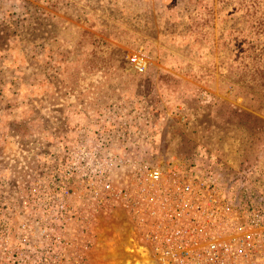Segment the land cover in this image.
<instances>
[{
    "label": "rangeland",
    "instance_id": "1",
    "mask_svg": "<svg viewBox=\"0 0 264 264\" xmlns=\"http://www.w3.org/2000/svg\"><path fill=\"white\" fill-rule=\"evenodd\" d=\"M63 69L79 77L62 83ZM58 84L73 92L48 102ZM61 103L73 112L68 126L52 110ZM38 105V117H25L38 124L22 140L24 165L58 171L77 143L99 146L109 139L102 134L125 132L140 138L142 160L194 162L228 181L247 164V180L264 167V0H0V136ZM14 147L0 140V155ZM28 179L1 177L0 205H21ZM73 185L77 217L62 239L80 253L83 224L92 212L107 214L92 187Z\"/></svg>",
    "mask_w": 264,
    "mask_h": 264
},
{
    "label": "built area",
    "instance_id": "2",
    "mask_svg": "<svg viewBox=\"0 0 264 264\" xmlns=\"http://www.w3.org/2000/svg\"><path fill=\"white\" fill-rule=\"evenodd\" d=\"M127 134H102L109 139L99 146L77 143L80 151L67 154L55 173L35 167L22 204L0 205L7 215L14 211L12 225L3 221L0 264H102L91 257L100 211L82 226L80 253L63 244L64 229L78 212L75 179L93 188L107 220L113 211L124 212L155 264H264V167L232 188L224 174L194 162L165 167L128 155L142 145Z\"/></svg>",
    "mask_w": 264,
    "mask_h": 264
},
{
    "label": "water",
    "instance_id": "3",
    "mask_svg": "<svg viewBox=\"0 0 264 264\" xmlns=\"http://www.w3.org/2000/svg\"><path fill=\"white\" fill-rule=\"evenodd\" d=\"M92 258L102 264H155L146 246L134 238L132 225L124 212L113 211L110 220H101Z\"/></svg>",
    "mask_w": 264,
    "mask_h": 264
},
{
    "label": "trees",
    "instance_id": "4",
    "mask_svg": "<svg viewBox=\"0 0 264 264\" xmlns=\"http://www.w3.org/2000/svg\"><path fill=\"white\" fill-rule=\"evenodd\" d=\"M85 67H83V70ZM64 70L66 71V69H63V72ZM62 71H58L57 74H60V77H61V81L62 83H64V81L66 80V78H75L76 77L78 78L79 75L77 73H75L74 71L70 70V71H66L68 74H66V76L63 74ZM78 72H80L78 70ZM61 84H58V86L60 87ZM69 91L73 92V90L71 89H67V88H64L63 87H60L59 89H55L54 91H50V92H46L47 93V100L48 102H51V99L52 98H61L63 99V96H65ZM40 104V103H39ZM41 105V104H40ZM36 106V105H35ZM109 106V105H108ZM78 106H74V112H77L78 109H77ZM106 107V106H105ZM39 108V109H38ZM41 107L38 105V107H33L31 106L28 107V108H25V110H23L21 113V116L18 117L17 119H15L13 122H8L9 124V127H10V133L15 135V136H18L20 137L22 140L25 139L26 137L30 136L31 137V129L36 123L38 124V119L37 118H34V117H38L37 114L40 115L41 113ZM98 108V107H97ZM96 108V110H97ZM52 110L55 111V112H59L60 113V116H62L63 120L61 119L60 117V124H65V126H68V122H70V119H71V113L68 114V116H66V113L65 112H69V110H65L64 109V104L61 103V105H58L56 107V109L54 107H52ZM73 111V110H72ZM79 112V111H78ZM28 114H31V115H36L34 117H26V115ZM66 122V123H65ZM68 123V124H67ZM70 129L67 128V130ZM60 132H58L59 134ZM54 135L52 136V139L51 141H57L58 144H60V142L62 141L63 137L61 135ZM50 141V142H51ZM54 146H57L56 144ZM141 147H133V148H130L128 150V155L130 156H133V157H137V158H142L143 155H141ZM28 165L31 167V169H33L35 166H37V164H34L32 163L31 161L28 162ZM248 167L249 165L245 164V168H241V170L236 172V174L232 177L231 180H229V182H233L235 180H241L242 182L246 179V175L248 174ZM206 171V169H205ZM226 172L229 173V171L225 170ZM207 172V171H206ZM227 174V173H226ZM225 175V174H224ZM232 184V183H231ZM12 214H14V211L13 209H10V212L8 213V215L6 214V210H4L3 208L0 207V236H1V233H2V230L4 229V225H3V221H5V219L8 220V224L9 225H12V222H13V216ZM3 225V226H2ZM1 243L2 241H0V247H1ZM1 250V249H0Z\"/></svg>",
    "mask_w": 264,
    "mask_h": 264
},
{
    "label": "crops",
    "instance_id": "5",
    "mask_svg": "<svg viewBox=\"0 0 264 264\" xmlns=\"http://www.w3.org/2000/svg\"><path fill=\"white\" fill-rule=\"evenodd\" d=\"M2 134V133H1ZM9 134V136H8ZM6 136L2 137L0 136V140L4 141L6 137H10L12 141L14 142V149L13 152L10 154H3L0 157L2 160H0V178L3 177L4 180L10 181L11 183L15 184V182H29V175L30 172L32 171L31 167L28 165H24L23 160H24V151L22 150L21 144H22V139L18 136H15L11 133L8 132ZM52 142V141H51ZM57 143H50L52 148L54 145ZM52 148L48 149V152L52 151ZM27 152V151H26ZM53 154V152H51ZM29 173V174H28ZM3 180V179H1Z\"/></svg>",
    "mask_w": 264,
    "mask_h": 264
}]
</instances>
